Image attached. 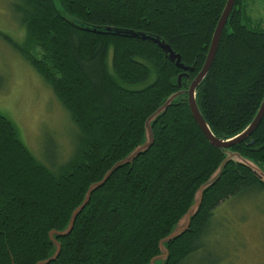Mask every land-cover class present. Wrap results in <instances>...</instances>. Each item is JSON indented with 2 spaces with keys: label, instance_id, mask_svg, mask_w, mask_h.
Returning a JSON list of instances; mask_svg holds the SVG:
<instances>
[{
  "label": "trees",
  "instance_id": "1",
  "mask_svg": "<svg viewBox=\"0 0 264 264\" xmlns=\"http://www.w3.org/2000/svg\"><path fill=\"white\" fill-rule=\"evenodd\" d=\"M227 1L16 5L24 39L6 38L69 113L78 143L69 160L47 166L0 113V264L224 263L196 260L222 227L217 212L264 191V117L246 139L219 148L188 102L187 90L204 66ZM242 20L243 0H236L213 64L196 89L202 117L222 140L244 131L264 100V22L252 29ZM119 30L159 38L194 70L177 67L157 43ZM181 73L187 75L179 82ZM177 93L152 121L153 144L98 185L145 143L146 121ZM231 153L235 157L204 190L188 228L165 240Z\"/></svg>",
  "mask_w": 264,
  "mask_h": 264
},
{
  "label": "rangeland",
  "instance_id": "2",
  "mask_svg": "<svg viewBox=\"0 0 264 264\" xmlns=\"http://www.w3.org/2000/svg\"><path fill=\"white\" fill-rule=\"evenodd\" d=\"M20 4L0 0V113L14 123L38 160L56 168L74 154L78 129L50 86L6 38L19 43L24 39L15 10ZM242 21L252 29L263 24L264 0H243ZM216 216L222 227L196 260L264 264V191L222 205Z\"/></svg>",
  "mask_w": 264,
  "mask_h": 264
},
{
  "label": "water",
  "instance_id": "3",
  "mask_svg": "<svg viewBox=\"0 0 264 264\" xmlns=\"http://www.w3.org/2000/svg\"><path fill=\"white\" fill-rule=\"evenodd\" d=\"M235 4H236V0H228L227 1L226 6H225L224 11H223V14H222V16L218 22V25H217L215 32H214L212 42H211V45H210L204 66L201 69V71L199 72V74L197 75V77L192 81L189 89L187 90L189 106H190L191 112H192L196 122L198 123L200 128L203 130V132L205 133L207 138L210 140V142L214 146L219 147V148H229L231 146L238 144L239 142L243 141L244 139H246L248 136H250L257 129V127L259 126V124L261 123V121L264 117V100H263L262 105H261L256 117L254 118L252 123L244 131H242L240 134H238L237 136H235L233 138H230L228 140H222V139L217 138L213 134L210 127L208 126V124L206 123L204 118L202 117V114L200 113L199 108H198L197 103H196V89L200 85L202 80L205 78V76L207 75V73L209 72V70L213 64V61L215 59V56H216V53H217V50L219 47V43H220L222 33L224 31V28L227 24L228 18L230 16ZM117 32L119 33V35H124V36H129V37H134V38L140 37L143 40H151V41L157 43L164 50V52L168 55L169 59L171 61L175 62L177 67H179L185 71L194 70L193 67L185 66L181 62L180 55L176 54L173 51V49L167 43H165L164 41H161L159 38H155V37H152V36H149V35H146L143 33H139V32H134V31H120L119 30ZM184 75H187V74L181 73L179 75V77H178L179 82L181 81V79ZM178 95H179L178 93L172 95L162 108H160L155 114H153L151 117L148 118V120L146 121V141H145V143L143 145H140L139 147H137L125 160H123L120 163H117L113 167V169L107 174V176L105 177L103 182L99 183L98 185L103 184L105 182V180L110 176V174L114 170H116L120 165H122L124 163L131 162L133 158H135L140 153L147 150L153 144L154 138H153L152 125H151L152 121H154L155 118L158 116V114L162 110H164L168 105H170L172 103V101ZM234 157H235V154H232V153L229 154V156L221 164L218 172H216L215 175L206 184L201 186V188L198 190V192L196 194L194 204L191 206V208L186 213V215L179 221V223L175 226L174 230L171 232V234L165 240H170V239L180 235L182 232H184L188 228V226L190 224L191 217L196 213V211L198 210V207L201 203L204 190L220 178L225 163L229 159H232ZM246 163L253 166L255 168V170L257 171V168L254 166L253 163H251L250 161H247V160H246ZM260 176L264 179V174H260ZM77 211L74 213V215L77 213ZM184 220H185V223H183ZM181 223H183V225H181ZM164 259H165V256L163 255L156 260L163 261Z\"/></svg>",
  "mask_w": 264,
  "mask_h": 264
}]
</instances>
